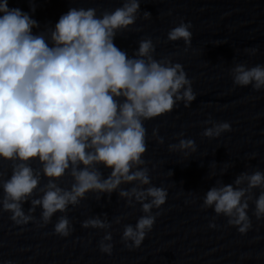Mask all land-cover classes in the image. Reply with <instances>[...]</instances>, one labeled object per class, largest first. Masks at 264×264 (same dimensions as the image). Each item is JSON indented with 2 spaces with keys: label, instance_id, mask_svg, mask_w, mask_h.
Segmentation results:
<instances>
[{
  "label": "clouds",
  "instance_id": "clouds-1",
  "mask_svg": "<svg viewBox=\"0 0 264 264\" xmlns=\"http://www.w3.org/2000/svg\"><path fill=\"white\" fill-rule=\"evenodd\" d=\"M7 4L0 0V160L10 171L0 179V211L10 213L17 226L33 222L37 207L42 209L43 225L59 212L53 231L68 237L73 226L65 213L70 207L88 193L100 199L117 192L128 206L140 205L142 215L134 225L125 224L121 234L126 247L139 248L160 214L153 210L168 196L167 189L152 184L145 166L144 125L180 103L189 107L196 99L192 81L180 63L154 58L150 38L140 39L131 55L115 45L116 36L135 24L140 0H122L121 6L102 12L70 7L54 26L35 33L39 23ZM30 11L35 12L31 2ZM143 16L151 17L147 11ZM190 28V23L180 22L168 31L167 40L183 41L187 50ZM245 52L255 55L257 49ZM230 75L236 86L264 89V65L238 63ZM228 131V122H212L202 135L216 138ZM152 135L164 143L156 129ZM168 150L187 159L197 149L193 140L180 138ZM101 169L108 170L107 176ZM65 176L71 179L67 187L58 183ZM42 180L46 183L41 186ZM25 202L30 203L27 214ZM250 204L255 218L264 219V171H243L231 184L217 180L202 201L203 208L225 217L241 235L252 229ZM81 227L105 230L99 250L111 254V222L106 215L85 219Z\"/></svg>",
  "mask_w": 264,
  "mask_h": 264
},
{
  "label": "water",
  "instance_id": "water-1",
  "mask_svg": "<svg viewBox=\"0 0 264 264\" xmlns=\"http://www.w3.org/2000/svg\"><path fill=\"white\" fill-rule=\"evenodd\" d=\"M30 2L35 5L34 13ZM121 2L8 0L7 6L28 12L40 25L33 29L35 33L54 26L70 7L102 12L114 10ZM145 11L151 15L148 19L143 16ZM182 21L191 24L192 41L187 50L183 41L167 40L168 31ZM148 38L156 48L154 58H169L184 67L196 95L189 107L180 103L144 125L145 166L152 184L168 192L165 204L153 210L160 214L152 230L139 248L124 245V225H134L142 213L139 204L128 206L117 192L100 199L88 193L79 205L70 207L65 213L73 226L68 237L53 231L62 215L59 212L43 225L42 209L37 207L33 222L17 226L10 213L0 211V264L6 260L12 264H264V219L257 220L252 214L254 205L250 204L248 212L252 229L244 235L229 226L225 217L202 207L205 192L217 180L231 184L243 171H264V89L236 86L230 75L238 63L264 65V0H140L135 24L118 34L114 43L131 55L138 41ZM253 47L255 55L245 52ZM212 122H228L231 131L216 138L204 137L203 131ZM153 129L163 144L152 135ZM180 138L196 145V152L187 159L183 153L168 150ZM221 169H225L223 175ZM8 171L10 165L0 160V172L5 173L0 179H6ZM101 171L107 176L108 170ZM212 171H216L213 177L209 175ZM44 183L42 180L41 186ZM58 183L67 187L71 179L65 176ZM22 207L27 214L30 203ZM103 215L111 222L107 229L112 233L110 255L99 250L105 230L81 227L83 220ZM117 217L122 218L119 224L114 222Z\"/></svg>",
  "mask_w": 264,
  "mask_h": 264
}]
</instances>
